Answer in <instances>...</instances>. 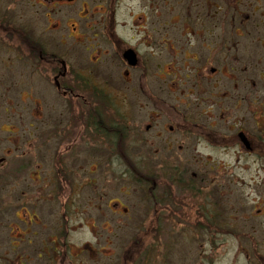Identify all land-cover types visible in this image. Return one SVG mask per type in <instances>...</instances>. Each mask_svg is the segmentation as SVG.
<instances>
[{
    "label": "rangeland",
    "instance_id": "obj_1",
    "mask_svg": "<svg viewBox=\"0 0 264 264\" xmlns=\"http://www.w3.org/2000/svg\"><path fill=\"white\" fill-rule=\"evenodd\" d=\"M4 1L7 0H1L0 4ZM8 1H12L10 3L11 14L15 15L17 28L22 36L19 35L17 38L20 39L18 46L20 51H0V61L4 63H0L2 72L0 78V157H3L6 152L5 154L8 153L10 157L15 154L14 156L20 155L18 158H21V154L24 150L27 151V147L23 145L24 140L20 138L21 135L18 132L26 128V131L32 132L31 138L33 139L37 128L45 129V125L39 124V120L46 121L45 124L51 126L53 123L48 119L58 113H64V117H67V107L71 109L81 104L76 97V100L64 98L62 93L55 88L56 84L52 78L49 81L45 79L46 72H43L36 63L33 64L35 59H32V55L22 53V45L25 42L22 40H30L31 37L40 48L52 49L59 55H62L67 46V51L71 56H66V58L75 63L77 61L79 66L85 61L89 62L87 58L89 52L86 51L85 46L91 42L84 39V47H81L78 40L69 35V33H74L72 28L67 27L61 39L55 27L48 23L47 18L41 16L44 11L41 7L25 6L22 0ZM187 3L186 0L176 2V7L173 9L167 7L169 2L166 0H154L151 7L145 6V19L148 18V21L144 28L132 27L129 21L124 20L128 28L133 31L143 28L142 34L147 35V41L151 36L153 43H157L156 41L162 37L165 47L168 46V49L163 47L162 51L165 67L161 76H167L166 84L159 81L157 79L159 77L152 73L156 69L155 66L151 67L149 76L139 77L140 73L133 71L134 76L130 81L120 82L119 85L115 78L111 77L110 68L102 74L96 70L97 87L105 90L103 95L100 93L99 99L104 104L108 102L103 101L102 98L109 102L116 101L113 107L109 106L106 109V113H117V111L122 113L127 103L128 108L135 112L136 121L130 122L129 137L124 140V161L120 162L117 159V163H122L120 166L114 164L111 167L112 164L109 163L110 170H121L124 166L129 168L126 169V174H122V177L113 172L102 174L101 170L87 175V171L81 172L80 170L79 181L82 184L79 198L73 202L76 205L80 204V208H83L82 220L79 222L75 216L70 218V223L73 225L84 223L81 224L84 230L78 235L71 236L70 239L75 246L71 250H77L76 246L85 247L87 262L82 263L78 259L80 264H96L97 261L95 257H92L91 249L85 246L86 243L95 246L92 229L88 223H85L91 219V215L98 216L99 220L102 215L111 219L116 217V220L108 224V227L112 231H117V247H128L130 240L135 242L137 237L139 240L143 237L144 248L147 250V257H145L147 264H257L259 260L260 263H264V155L258 159L251 156L247 148L241 144L240 138L236 137L240 126L245 127L247 133L255 131V121L253 116L248 114V109L253 105L257 106L260 99L264 98V83L257 81L254 90L257 95H250L246 98L253 83L246 82L245 85L239 82L244 63L241 64L235 57H230L225 61L227 67L225 70L230 77L232 76L231 79L223 76L222 67L214 63L213 65L219 71L214 80H202L203 83L198 87L197 82L201 81L193 74L192 66L194 65L186 61L185 56L186 53L190 55L192 48L191 43L187 44L190 42V35L187 31L191 30L192 23L184 22V20L190 17L191 11L200 12L204 2L201 3V8L199 0H193L189 5ZM128 5L131 6L128 7L130 11L125 12L124 18L135 16L140 8L131 1ZM193 26L200 28L195 21ZM220 28L226 29V26L222 24ZM196 32L197 35L194 38L200 36L199 31ZM128 33L132 35L133 32L128 31ZM259 35L262 37V34ZM1 36L4 38L3 34ZM253 38L254 34L246 40L250 44L254 42ZM243 39L244 37L234 36L233 39L225 40V49L231 52L232 41ZM62 40L67 43L65 46L61 44ZM169 42L174 45V50L178 53H176L177 57L173 56ZM73 44L72 49L70 46ZM207 46L214 47L213 44L205 41L204 43L199 42L195 49L207 55L210 52ZM102 47H104L102 48V60H106L108 54L110 55L111 47L108 45H102ZM234 54L236 56L240 54L236 46L233 48ZM181 58L183 61L180 62ZM74 62H69L72 65L69 66L70 77L76 71L73 69ZM92 62L93 60L90 62L91 65ZM169 65L172 67L171 70L168 69ZM75 67L77 68L78 64ZM111 81L114 83L113 86H111ZM215 81H217L215 85H212L211 82L214 84ZM143 82L146 84L145 90L141 88ZM75 92L80 93L77 90ZM92 99L89 97V100ZM151 99H165L177 108V115L181 112H190L193 114L191 117H194L192 121L199 122L201 126L212 131L220 132L225 137L231 139L232 135L235 137L233 138L235 141L222 144L213 140L214 136H211L212 140L197 138L198 142L194 139V135H185L186 138L175 136L170 155H166V158L171 162H180L173 169L182 171L179 177L186 182L185 191L181 192L179 186H173L174 199L172 200L166 197V192L170 189L164 191L163 187L159 188L157 193L159 196L157 194L156 196L160 200H157L155 207L151 205L155 195L149 193L153 187L145 182L137 183L141 180L138 176L145 173L146 168L147 170L152 168L151 157L155 150H166L164 148L168 145L165 142L170 130L168 127L175 117L169 118L163 109L158 111ZM138 101L143 104L149 101V104L143 109L139 107ZM37 102L40 103L41 111H38ZM180 102L183 106L179 105ZM75 122L77 124L78 121L75 120ZM147 123L152 126L151 131L145 129ZM16 129L19 130L16 133L13 132ZM156 130L161 133L159 136L155 134ZM250 134L257 135V132ZM28 136L30 135L25 136L26 139ZM7 137H11L12 140L13 138L20 139L18 144L22 146V150L18 149L16 152L15 147L11 146L13 143L6 140ZM184 139L185 142H183ZM36 141L35 138L32 142ZM9 150L13 152L10 153ZM108 151L114 153L112 150ZM160 153L163 154V152ZM161 154L155 157L159 159ZM143 157L146 159H143L145 163L141 165L140 159ZM78 159L82 157L79 156ZM132 166L134 167L130 170ZM84 168L88 167L85 165ZM128 173H133L136 179L132 180L133 175L130 178ZM91 179L95 180V186H92L94 183ZM145 187L149 188L148 191L143 190ZM69 189L72 192L73 189ZM69 197L73 196L70 193L64 195L65 199ZM117 198L124 203L125 207L115 212L109 208L108 203L115 202ZM55 203V209H59L62 201ZM209 212L220 214L218 218L220 225L208 219ZM156 213L161 217L156 218L158 216ZM13 222H17L14 216L6 213L0 223V245L2 248L6 247L5 251L7 248L10 250L11 257L15 256L9 242V239L14 240L16 233L15 229L12 230L9 227V224ZM103 226L107 224L99 225L101 232L105 235L106 231L102 228ZM138 242H135L134 246ZM245 252L249 255L244 254ZM78 260L70 261L79 262Z\"/></svg>",
    "mask_w": 264,
    "mask_h": 264
},
{
    "label": "flooded vegetation",
    "instance_id": "obj_2",
    "mask_svg": "<svg viewBox=\"0 0 264 264\" xmlns=\"http://www.w3.org/2000/svg\"><path fill=\"white\" fill-rule=\"evenodd\" d=\"M22 1L25 2V6L31 8L34 6L41 7L44 10L42 14L40 13L41 16L47 18L48 23L55 27V30L60 33L61 39L67 27L72 28L74 33H69V35L75 37L74 39L78 40L81 47H84V39L92 44L88 43L85 46L86 51L89 52L87 57L89 62L85 61L79 66L77 61L75 63L66 58V56H71L67 51V46L62 55H59L52 49L40 48L31 37L30 40H26V36H23L25 40L22 41L25 42L22 45V53L32 55V59H35L33 64L36 63L40 69L42 68L43 72H46L45 79L47 81L51 78L52 81H55V88L62 93L64 98H73V100L77 98L81 101V104L75 108L71 107V109L67 107V117H64V113H58L48 119L53 123L51 126L45 124L46 121L39 120V124H44L45 129L37 128L35 134L37 141L35 143L32 142L35 140V138H31L32 132L26 131V128L18 132L21 135L20 138L24 140L23 145L27 147V151H23L21 158H18L20 155L14 156L15 154L10 157L8 153L5 154L6 152L3 157H0L5 158L0 163V170H2L0 171V223L6 213L12 214L15 221H17L9 224V227L12 230L15 229L16 232L13 237L14 240L9 239L10 248L15 256L11 257L10 250L7 248V251H5L6 247L2 248V245H0V264H80V261L82 263L87 262L85 247L76 246L77 250H71L75 246L70 240L71 236L78 235L84 230L83 225L81 226L84 223L80 225L70 223L72 216H75L79 222L82 220L83 208H80V204L76 205L73 202L79 198V190L82 184L79 181L80 170L81 172L87 171V175L101 170L102 174L113 172L121 175V177L122 174H126V169L129 168L125 166V170H110V168L114 164L119 166L122 164L117 163V159L120 162L124 161V140L129 137L128 127L130 122L136 121L135 112L128 108L127 103H125L122 113H119V111H117L119 114L115 112L106 113V109L109 106L113 107L116 101L104 104L99 99V96L103 95L105 90L97 87L98 76H96V70H99V73L102 74L107 68H110L112 70L111 77L115 78L117 85H119L123 81L128 83L131 77L134 76L133 71L140 73L139 77L149 76L151 67L155 66L156 69L152 73L159 77L157 78L159 81L161 80L166 84L167 76H161L165 67L162 51L163 47L168 49V46L165 47L162 37L159 41H156L157 43H153L151 36L148 37L147 41V35L142 34V29L148 21V18L145 19V6L151 7L154 0ZM130 1L140 7L137 10L138 14L131 16V18H124L125 12L131 7L128 5ZM166 1L169 2L167 7L174 9L176 2L184 0ZM186 1L189 5L193 0ZM11 2L7 0L0 4V51H20L18 49L20 39L17 38L21 34L17 28L15 15L11 14ZM202 2H204V5L201 8ZM199 7L201 8L200 12L191 11L190 17L184 20V22L192 23L191 30L187 31V34L190 35V42H187V44L191 43L192 48L189 52L190 55L186 53L185 56L187 57L186 61L194 65L192 66L193 74L201 81L197 82L198 87L203 83L202 80H214L219 72L216 66L213 65L214 63L220 65L222 75L229 78L230 75L225 70L227 68L225 61L230 57H235L241 64L244 63L239 82H243L245 85L246 82L253 83L250 92L246 94V98L250 95L256 96L255 84L257 81L264 83V0H199ZM224 17L226 18L224 19ZM124 20L129 21L132 27L143 28L133 31L128 28ZM194 21L197 22V26L200 28H194ZM222 24L226 26V29L220 28ZM227 26L229 27L227 28ZM128 31L133 32L132 35ZM196 31H199L200 36L198 38H194L197 35ZM252 34H254L252 39L254 42L249 44L246 39ZM259 34H262V37ZM234 36L244 37L246 40L244 43L242 42L244 39L232 41L233 48L236 46L240 51L237 56L233 55V48L231 52L225 49V40L233 39ZM205 41L214 45V47L207 46L210 50L207 55L195 49L199 42L204 43ZM61 44L65 46L67 43L62 40ZM102 45L111 47L110 55L108 54L106 60H102V48H104ZM72 46L70 48L73 49L74 44ZM169 48L173 51V56L177 57L178 53L175 52L174 45L170 42ZM175 60L177 61V59ZM179 61H183V58ZM69 62H74L75 66L78 64L77 68L75 66L73 68L76 71L73 72L72 77H70L71 70L69 69V66L72 65ZM0 63H3V61H0ZM171 68V65H169L168 69L171 70ZM1 75L0 67V78ZM231 78L232 76L229 79ZM216 82L214 84L211 82V84L215 85ZM173 83L175 84V82ZM111 84L113 86V81H111ZM143 85H141V88L145 90L146 84L144 82ZM171 86L175 87L172 84ZM75 90L80 93L75 92ZM89 97L93 99L89 100ZM151 101L154 102L158 111L163 109L169 118L174 116L175 119L168 127L170 130L165 142L168 146L164 148L167 151L155 150L153 157H151L153 163L150 170L171 169L180 163L171 162L166 158V155H170V148L174 144L173 138L175 136L194 135L197 142L199 141L197 138L202 137L212 140L211 136H214L216 138L214 140L220 142L219 137H217L220 134L223 137L222 142H220L222 144L235 141L233 140L234 135L231 136V139L223 136L220 132L201 126L199 122L192 121L191 119L194 117H191L193 114L190 112H181L177 115V108L165 99H151ZM138 102L140 103L139 107L143 109L149 104V101H145L144 104L141 101ZM38 105V111H41L40 103ZM179 105H182L181 102ZM127 109L131 111L129 112ZM248 114L253 116L254 125H256L255 131L251 129L253 132L250 133L257 132V135L245 132L246 128L240 126L236 137L238 138L239 132L243 131L245 138L243 140L242 137H239L241 144L247 148L251 156L258 159V157L264 155V98L260 99L257 106L253 105L248 109ZM38 118L41 119L40 116ZM75 120L78 121L77 124ZM151 127L148 124L145 129L151 131ZM18 130L16 129L13 132L16 133ZM155 134L159 136L161 133L156 130ZM26 135L30 136L26 139ZM6 140L10 141L11 144L13 143L11 146L12 148L15 147L16 152H18V149L19 151L22 150V146L18 144L20 139L13 138L12 140L11 137H7ZM183 142H185V139ZM108 150H112L114 153ZM9 152L13 151L9 150ZM160 152H163V154ZM158 154H161L159 159L155 157ZM79 156L82 159L79 160ZM137 156L141 157L140 155ZM143 159L146 158L140 159L141 165L145 163ZM109 163L112 164L111 167ZM85 165L88 168H84ZM133 167H130V170ZM91 181L94 183L92 186H95V180L91 179ZM69 188L73 189L72 192ZM69 193L73 197L65 199L64 195H69ZM60 200L62 201L60 208L55 209V202ZM108 206L115 212L125 207L124 203L118 198L115 202H109ZM102 213L105 212L102 211ZM90 218L85 223H88L92 229L95 246L90 243H86L85 246L91 249L92 257L97 260L96 264L148 263L146 262L147 258H145L147 257V250L144 248V243L134 246L138 238L135 242L130 240L128 247H125L126 249L121 246L117 247V231H112L108 227V224L113 223L116 217L111 219L107 218L106 215H102L99 220L98 216L91 215ZM101 223L102 225L107 224V226L102 227L106 231L105 235L99 227ZM244 254L249 255L248 252ZM89 258L91 259L90 253ZM72 259H80V261H70ZM257 264L264 263H260L259 260Z\"/></svg>",
    "mask_w": 264,
    "mask_h": 264
},
{
    "label": "trees",
    "instance_id": "obj_3",
    "mask_svg": "<svg viewBox=\"0 0 264 264\" xmlns=\"http://www.w3.org/2000/svg\"><path fill=\"white\" fill-rule=\"evenodd\" d=\"M102 99L106 102H109L105 98H102ZM217 137H219L220 142H222L223 137H221L220 134H218ZM200 139L206 140L207 138L205 139V138L201 137ZM214 139H216V138H214ZM171 172H173V173H171ZM180 173H182V171H180V169H173V168H171V169H169V168L155 169L154 171L146 169L145 173L138 176V179H139V177H141V180H139V181L136 180V181H138L137 183H139V184H141L140 182H145L148 185L153 187V190L151 189L149 193L155 195L152 198V204H151V205H154V207H155V205H156L155 203L157 202V200H160V198L157 197V196H159L157 194L159 192V190H158L159 188L163 187L164 191H168L170 189V191L166 192L167 193L166 197H168L169 199H172V200L174 199V193L172 192L173 186L177 185V186H179L181 192L185 191L186 182H184L185 181L184 179L179 177ZM132 175H133L132 180H135L136 178L134 177L133 173L129 174L130 178L132 177ZM147 189H149V188L145 187V189H143V190L146 191ZM156 194H157V196H156ZM162 197H164V196H162ZM156 215H158L156 218L161 217L158 213H156ZM218 218H220V214H218L217 212H211V213L209 212L208 213V219H210L212 222H215V223L220 225L221 222H219ZM137 238L139 241L138 245L141 244V241H142V243H144L143 237L140 240H139V237H137ZM136 261L138 262V259Z\"/></svg>",
    "mask_w": 264,
    "mask_h": 264
},
{
    "label": "water",
    "instance_id": "obj_4",
    "mask_svg": "<svg viewBox=\"0 0 264 264\" xmlns=\"http://www.w3.org/2000/svg\"><path fill=\"white\" fill-rule=\"evenodd\" d=\"M240 136H242V139H244L245 137L243 136V133L240 134Z\"/></svg>",
    "mask_w": 264,
    "mask_h": 264
}]
</instances>
